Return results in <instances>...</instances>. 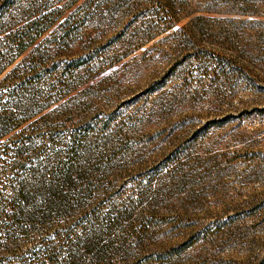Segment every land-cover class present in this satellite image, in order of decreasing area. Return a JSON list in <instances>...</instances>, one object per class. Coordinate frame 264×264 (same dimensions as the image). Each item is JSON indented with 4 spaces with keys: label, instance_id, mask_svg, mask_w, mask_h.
<instances>
[{
    "label": "rangeland",
    "instance_id": "1",
    "mask_svg": "<svg viewBox=\"0 0 264 264\" xmlns=\"http://www.w3.org/2000/svg\"><path fill=\"white\" fill-rule=\"evenodd\" d=\"M6 8L45 108L0 139V264H264V0Z\"/></svg>",
    "mask_w": 264,
    "mask_h": 264
},
{
    "label": "trees",
    "instance_id": "2",
    "mask_svg": "<svg viewBox=\"0 0 264 264\" xmlns=\"http://www.w3.org/2000/svg\"><path fill=\"white\" fill-rule=\"evenodd\" d=\"M8 11V8L4 10L0 9V17L3 18V16L8 15ZM42 31L43 27L37 25L33 26L30 32L27 30H22L21 32L15 31L16 33H13L12 39H5L7 43L6 47L0 50V76L11 65H13L18 57H20L27 49L28 44L33 43L35 39L40 36ZM34 53L36 52H33L34 57L31 59L35 58L36 60L38 56H36L37 54ZM21 64L22 62L17 63L0 79V139L16 131L17 129L20 130L23 123L32 119L36 114H38L45 108V105L39 104V94L33 92L41 82L38 79L34 78V73L30 75L28 72H24L22 70L23 65L21 66ZM19 130L17 132H19ZM27 140V137H20V139L15 140L16 142H21L20 144L13 145L14 147L12 149L13 156H16L18 158L16 161V165L11 166L9 169H7L11 170L13 175L15 171H18L17 167L19 169L21 167L24 168L23 158L21 157L22 152L20 150L23 148V144H26ZM2 154L10 156V153L7 154V152L4 151L2 152ZM60 168L61 174L68 176V167L61 166ZM50 174L54 175L52 172H50ZM22 187L23 186L13 189L14 191L12 198L14 201L11 205L13 208V212L14 209H16L15 213H18L22 209L21 206L25 205L28 201V194ZM51 196V200L49 199V196L45 197L44 199L45 201H47L46 204L51 205V208H53L56 205V200L58 197H56L54 192ZM2 219H13L12 222H18V220L13 217L12 213H6L5 215H3Z\"/></svg>",
    "mask_w": 264,
    "mask_h": 264
}]
</instances>
